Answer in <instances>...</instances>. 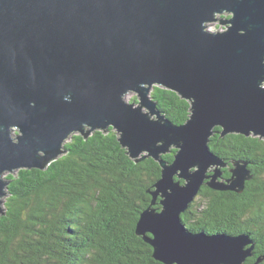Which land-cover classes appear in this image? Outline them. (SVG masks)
<instances>
[{"label": "water", "instance_id": "95a60500", "mask_svg": "<svg viewBox=\"0 0 264 264\" xmlns=\"http://www.w3.org/2000/svg\"><path fill=\"white\" fill-rule=\"evenodd\" d=\"M218 20L225 30L209 31ZM155 86L190 102L185 124L159 110ZM110 128L135 163L160 165L162 209L136 231L154 259L244 264L248 237L194 234L181 215L204 185L241 194L252 178L239 163L228 183L208 175L223 165L209 143L215 128L264 139V0H0V216L5 175L46 170L75 134Z\"/></svg>", "mask_w": 264, "mask_h": 264}, {"label": "trees", "instance_id": "16d2710c", "mask_svg": "<svg viewBox=\"0 0 264 264\" xmlns=\"http://www.w3.org/2000/svg\"><path fill=\"white\" fill-rule=\"evenodd\" d=\"M150 96L175 125L189 120L191 104L178 94L155 86ZM214 132L211 152L220 160H242L252 172L245 193L256 204L253 215L240 232L239 202L230 192L203 186L181 219L194 234L248 237L254 250L246 264H264V139L222 136L221 128ZM65 147L67 153L46 170L6 176L10 184L0 216V264H163L136 233L146 209H162L160 198L152 206L159 163L151 158L135 163L112 128L88 139L75 134ZM175 152L163 158L173 162Z\"/></svg>", "mask_w": 264, "mask_h": 264}, {"label": "flooded vegetation", "instance_id": "af4514ba", "mask_svg": "<svg viewBox=\"0 0 264 264\" xmlns=\"http://www.w3.org/2000/svg\"><path fill=\"white\" fill-rule=\"evenodd\" d=\"M221 161H222V164L223 165H221L219 167H212L210 169L209 173H208V175L213 176L214 171L216 169H219V171H220V177L218 178V181L219 182L228 183L231 180L232 176H233L232 170L236 167V164H238V163L240 165H245L247 167V169L251 172V170L249 169L247 163L244 162V161H242V160H239V159H236L235 160V159H233L231 161H226V159H224V160H221ZM251 175H252V172H251ZM252 177H253V175H252ZM249 181H246L245 188H246V184ZM206 182H208V181H206ZM253 184L256 185V182H253ZM204 186L208 187L207 185H204ZM211 190H213V189H211ZM215 191H217V190H215ZM219 192H230L232 194L233 199H235L236 201L239 202V203H236V206H237V211L240 213V217L237 218L236 221L238 222V221H241L242 220V222L244 224L242 225L240 232L244 233V228L246 227V222H247V220H249V217L251 215H253L254 208H255V205H256L255 203H254L255 205L252 203L253 199H251V200L249 199L247 193H245V189H244L243 193H241V194L240 193L233 192V191H219ZM246 209L249 212H247ZM196 222L199 223L201 221H200V219H197ZM216 234L217 235L229 236V237H242V236H237V235H240V233H236L237 234L236 235L235 233H232V232H231V234H233L234 236H230L229 234L226 235L225 233H222V232H218ZM214 236H216V235H214ZM243 237H245V236H243ZM250 247L251 246H248L247 249L250 248ZM244 264H246V261L244 262Z\"/></svg>", "mask_w": 264, "mask_h": 264}, {"label": "rangeland", "instance_id": "374dc122", "mask_svg": "<svg viewBox=\"0 0 264 264\" xmlns=\"http://www.w3.org/2000/svg\"><path fill=\"white\" fill-rule=\"evenodd\" d=\"M221 18H223L224 20H227L229 18H231V15L230 14H222L220 15ZM220 20H218L217 22H214V23H210L208 25V30L211 31V32H222L223 30H225L224 27L221 26V24H219ZM126 101L129 102V103H138L139 102V98H138V94L137 93H134V92H131L129 93L127 96H126ZM147 109H145L146 111ZM18 131H14V134H13V137L15 138L16 135H17ZM79 135V134H77ZM70 142V140L68 141ZM8 175V174H7ZM4 176V178H6V176Z\"/></svg>", "mask_w": 264, "mask_h": 264}, {"label": "bare ground", "instance_id": "6f19581e", "mask_svg": "<svg viewBox=\"0 0 264 264\" xmlns=\"http://www.w3.org/2000/svg\"><path fill=\"white\" fill-rule=\"evenodd\" d=\"M162 176V175H161Z\"/></svg>", "mask_w": 264, "mask_h": 264}]
</instances>
